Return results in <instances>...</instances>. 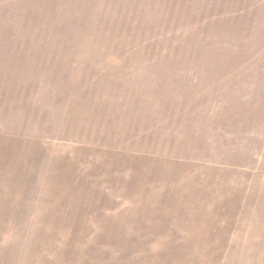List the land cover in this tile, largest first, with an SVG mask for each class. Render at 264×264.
I'll return each instance as SVG.
<instances>
[{
	"label": "rangeland",
	"instance_id": "1",
	"mask_svg": "<svg viewBox=\"0 0 264 264\" xmlns=\"http://www.w3.org/2000/svg\"><path fill=\"white\" fill-rule=\"evenodd\" d=\"M0 264H264V0H0Z\"/></svg>",
	"mask_w": 264,
	"mask_h": 264
}]
</instances>
